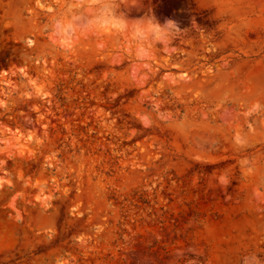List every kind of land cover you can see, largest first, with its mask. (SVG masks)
<instances>
[{"label":"rangeland","instance_id":"rangeland-1","mask_svg":"<svg viewBox=\"0 0 264 264\" xmlns=\"http://www.w3.org/2000/svg\"><path fill=\"white\" fill-rule=\"evenodd\" d=\"M0 0V264H264V0H142L130 43Z\"/></svg>","mask_w":264,"mask_h":264},{"label":"clouds","instance_id":"clouds-1","mask_svg":"<svg viewBox=\"0 0 264 264\" xmlns=\"http://www.w3.org/2000/svg\"><path fill=\"white\" fill-rule=\"evenodd\" d=\"M142 0H65L62 14L51 24L53 36L62 46L71 44L81 33L94 37H111L130 43L134 60L147 59L152 48L167 49L183 32L177 21L161 22L149 10L132 17L130 11Z\"/></svg>","mask_w":264,"mask_h":264}]
</instances>
